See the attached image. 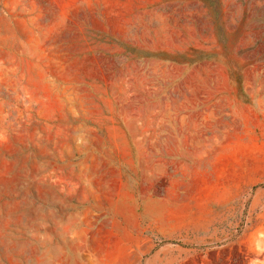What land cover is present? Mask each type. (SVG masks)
<instances>
[{
  "label": "rangeland",
  "instance_id": "374dc122",
  "mask_svg": "<svg viewBox=\"0 0 264 264\" xmlns=\"http://www.w3.org/2000/svg\"><path fill=\"white\" fill-rule=\"evenodd\" d=\"M0 264H264V0H0Z\"/></svg>",
  "mask_w": 264,
  "mask_h": 264
}]
</instances>
